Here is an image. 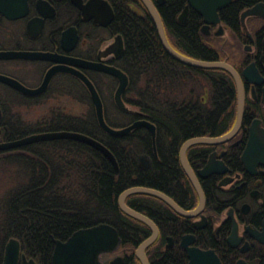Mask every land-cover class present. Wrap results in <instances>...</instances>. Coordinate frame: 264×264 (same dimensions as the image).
Here are the masks:
<instances>
[{
  "label": "trees",
  "instance_id": "trees-1",
  "mask_svg": "<svg viewBox=\"0 0 264 264\" xmlns=\"http://www.w3.org/2000/svg\"><path fill=\"white\" fill-rule=\"evenodd\" d=\"M258 1L233 0L219 11V16L225 25L236 30L241 11ZM109 2L115 12L112 31L122 35L125 47L123 56L115 63L129 79L122 97L134 109L123 111L115 105L116 83L112 78L108 94L95 84L104 101L105 119L112 127L148 119L156 126L155 141L143 126L124 136L106 133L97 121L88 91L80 82L78 98L89 104L82 115L57 108L29 123L23 121L16 109L4 108L2 140L44 131L84 133L113 153L119 171L100 151L74 139L39 141L5 155L2 160L17 166L16 175L22 181L0 200V264L10 238L18 239L22 252L37 264H51L54 239L66 240L74 231L99 223L117 229L122 247L127 248V259L134 262L135 249L150 235V229L119 208L120 193L143 186L175 199L176 194L182 195L195 203L196 195L180 164V147L192 137L221 135L234 124V82L227 71L189 66L168 54L141 0ZM186 3L187 0H165L163 5L156 4L169 43L193 59L223 60L216 38L202 33L203 19L195 10H189L185 23L178 20ZM72 82L63 79V94H75L70 90ZM106 98L111 100L113 109ZM202 149L204 145H193L187 156H198ZM142 154L151 162L148 169L139 165L138 157ZM126 203L155 221L173 214L163 201L145 193L127 196ZM163 240L162 233L159 243ZM162 261L153 264H163Z\"/></svg>",
  "mask_w": 264,
  "mask_h": 264
},
{
  "label": "flooded vegetation",
  "instance_id": "flooded-vegetation-1",
  "mask_svg": "<svg viewBox=\"0 0 264 264\" xmlns=\"http://www.w3.org/2000/svg\"><path fill=\"white\" fill-rule=\"evenodd\" d=\"M3 1L0 0V4ZM89 1L81 0L83 4ZM104 1L110 4L114 12L109 0H95L90 8L91 12H97L103 19L106 14ZM153 1L157 5L165 3ZM3 7L0 5V76L10 82L0 79V142L5 141L1 139L4 108L57 107L63 94L64 78L73 80L72 93L78 92L79 82L86 89L77 76L61 70L52 74L40 92H23L17 83L28 90H36L45 82L49 70L63 65L60 56L117 67L115 63L125 50L122 35L114 33L111 28L115 12L112 21L105 25L97 22L94 16L85 19L73 0H18L14 9ZM241 13L236 30L225 25L220 17L219 24L210 26V37L216 38L223 61L237 71L242 82L244 101L240 126L224 142L200 144L204 145V149L198 156L188 157L186 151L203 200L180 161L196 195V202L192 204L188 198L178 194L176 199L167 195L182 209L194 211L191 216L177 213L160 198L171 209L173 214L170 217H157L158 221H155L142 213L158 229L157 237L145 250L149 264L161 259L163 264H264V17L250 15L242 20ZM219 25L222 31L215 34ZM69 28H74L77 38L68 36L63 44V32ZM118 36H121L123 46L119 56L107 50ZM75 67L93 83L96 82L94 84L101 91L108 89L112 78L118 86V79L106 72L90 67ZM230 76L234 82V102L231 106L234 108L235 124L239 91L234 77L232 74ZM248 143L252 150L248 155L251 165L245 164L242 159ZM209 162L212 170L205 175L199 174ZM145 225L151 235V228ZM162 233L164 240L159 243ZM191 252L194 253L193 257L190 256ZM134 255L136 260L131 263L120 236L117 248L101 253L98 259L102 264H116L114 259L121 256L123 264H142L135 252Z\"/></svg>",
  "mask_w": 264,
  "mask_h": 264
},
{
  "label": "water",
  "instance_id": "water-1",
  "mask_svg": "<svg viewBox=\"0 0 264 264\" xmlns=\"http://www.w3.org/2000/svg\"><path fill=\"white\" fill-rule=\"evenodd\" d=\"M73 1L80 8L85 19H89L92 16H94L97 22L106 25L109 22H111L114 17L113 9L110 6V4L106 1H104V5L106 9L105 19H103L101 15H97L96 14L97 12L93 13L90 11L92 2L95 0H90L87 4H83L81 0H73ZM155 1L158 4H163L165 2V0H155ZM187 1H188L187 5L184 7V10L180 13L178 17L179 21L185 22L187 20L188 10L191 7L202 16L204 23L201 27V31L206 34L210 33L211 24H219L220 18H219L218 10L224 8L231 2V0H187ZM142 2L144 3L156 27L161 44L163 45L164 49L167 51L168 54H170L176 60L189 66L198 67V68H219L226 70L230 74H232L238 86V91H239L238 118L232 129L228 133L217 137L199 136V137L190 138L184 142V144L181 146L180 149L179 155H180L181 164L184 167L186 173L189 175L190 179L194 182L195 187L197 188L200 197L203 200L201 188L189 165L188 159L186 157V151L188 147L191 146L192 144L224 142L234 135V133L238 130L242 119L243 101H244L242 94V82L237 71L225 61H205V60L193 59L174 49L167 39L161 16L154 2L152 0H142ZM17 4H18V0H5L0 5L4 6L3 8L14 9L17 6ZM249 15H259L264 17V2L257 3L252 7H249L246 10H244L241 14V19L244 20V18ZM221 31H222V26L219 25L218 31H216L215 34H219ZM68 36H70L72 39L77 38L74 28H69L63 32V38H62L63 44L65 40L68 38ZM107 50L108 52L109 51L115 52L117 56H119L123 50L121 36H118L115 42H113ZM59 58H60L59 60H62L63 65H59L49 70L46 74L45 82L39 88L31 91L23 87L21 84L17 83V86L23 92H27V93L40 92L46 87L48 80L55 71L61 70L63 72H70L73 75L77 76L80 80H82V82L86 85V88L90 94V98L95 109L97 121L100 127L106 133L110 135L124 136L127 133H129L131 130L143 126L150 131L153 138L155 137V127L150 121L146 119H137L132 121L130 124L119 128L110 126L105 120L103 102L95 85L81 70H79L75 66L94 68L96 70L106 72L116 77L118 79V86L114 92L115 104L120 110L128 111L129 108L122 98V94L128 85V76L125 72H123L118 67L110 66V65H102L99 62H87L82 59L68 58L65 56L62 57L60 56ZM244 72L246 73V70ZM0 79L10 82L8 81L9 79L3 76H0ZM1 114L2 113L0 109V118H1ZM53 139H74L77 141L84 142L87 145L97 149L102 154H104L111 161L115 171L116 172L119 171L118 163L113 153L102 142L98 141L97 139L89 135L80 132L60 130V131H45L39 133H32L20 137L18 139L0 142V150L17 148L20 146L36 143L39 141H47ZM250 153H252L251 144L248 143L242 155V159L247 165H251V163H248V159H249L248 155ZM138 162L140 167L148 168L150 166V163L145 154L139 155ZM211 170L212 169L210 167V162H209L203 169L199 171V174L201 173L202 175L203 174L205 175ZM135 193H145L160 198L161 200L165 201L170 207H172L177 213L184 216H191L194 213V211H186L182 209L167 194L153 188L135 186V187H130L124 190L122 193H120V195L118 196L119 208L127 215L144 222L152 230V234L144 241H142L141 244L136 249V256L141 260L142 264H149L146 258L145 250L157 237L158 229L148 216L142 214L141 212L133 209L132 207L126 204L125 202L126 197ZM119 242H120V236L118 234L117 229L108 223H99L91 227L81 228L74 231L64 241L59 239H54V248L52 252L51 264H102L98 259L99 255L103 252H109L115 250L119 245ZM190 256L193 257L194 253L191 252ZM114 262L116 264H123V257L121 256L116 257L114 259ZM19 263L37 264V262L32 257L27 258L26 254L24 252H21L19 240H17L16 238H10L5 245L3 264H19Z\"/></svg>",
  "mask_w": 264,
  "mask_h": 264
},
{
  "label": "rangeland",
  "instance_id": "rangeland-1",
  "mask_svg": "<svg viewBox=\"0 0 264 264\" xmlns=\"http://www.w3.org/2000/svg\"><path fill=\"white\" fill-rule=\"evenodd\" d=\"M105 94H108V90L104 91ZM78 92L75 94H62L61 102L57 107H41V108H16V111L23 118L24 122L33 123L42 119L50 114L51 110H56L57 108L63 109L68 113L82 115L88 109V103L82 102L79 100ZM111 96H109L110 98ZM106 98L108 104L112 107L111 100ZM113 109V107H112ZM13 150L2 151L0 152V200L7 190L12 186L21 182L22 178H19L16 175L17 166L8 164L5 160H2L5 155L11 154Z\"/></svg>",
  "mask_w": 264,
  "mask_h": 264
},
{
  "label": "bare ground",
  "instance_id": "bare-ground-1",
  "mask_svg": "<svg viewBox=\"0 0 264 264\" xmlns=\"http://www.w3.org/2000/svg\"><path fill=\"white\" fill-rule=\"evenodd\" d=\"M232 1H233V0H231V2H232ZM231 2H230V3H231ZM187 3H188V1H187ZM187 3H186V5H187ZM230 3H229V4H230ZM258 3H260V2H258ZM229 4H228V5H229ZM256 4H257V3H256ZM186 5H185V6H186ZM228 5H227V6H228ZM253 5H255V4H253ZM253 5H252V6H253ZM185 6H184V7H185ZM227 6H225V7H227ZM252 6H250V7H252ZM225 7H224V8H225ZM224 8H222V9H224ZM248 8H249V7H248ZM190 9H193V8L190 7L189 10H190ZM222 9H220V10H222ZM246 9H247V8H246ZM246 9H245V10H246ZM183 10H184V8H183ZM183 10H182V11H183ZM189 10H188V15H189ZM193 10H194V9H193ZM220 10H218V14H219V11H220ZM182 11H181V12H182ZM181 12H180V13H181ZM196 12H197V11H196ZM242 12H243V11H242ZM197 13H198V12H197ZM198 14H199V13H198ZM241 14H242V13H241ZM179 15H180V14H179ZM199 15H200V14H199ZM200 16H201V15H200ZM249 16H250V15H249ZM178 17H179V16H178ZM201 17H202V16H201ZM219 17H220V16H219ZM187 19H188V16H187ZM202 19H203V18H202ZM178 20H179V19H178ZM186 21H187V20H186ZM186 21H185V22H186ZM180 22H181V21H180ZM185 22H182V23H185ZM203 23H204V21H203ZM163 26H164V25H163ZM204 34L210 37V33H208V34L204 33ZM86 89H87V88H86ZM87 91H88V90H87ZM88 93H89V92H88ZM146 120H148V119H146ZM148 121H149V120H148ZM151 123H152V122H151ZM152 124H153V123H152ZM153 125H154V124H153ZM154 127H155V136H156V126L154 125ZM196 137H199V136H196ZM192 138H194V137H192ZM152 139H153V142H154V141H155V137H154V138L152 137ZM189 139H190V138H189ZM187 140H188V139H186L185 141H187ZM185 141H184V142H185ZM184 142L182 143V145L184 144ZM198 144H202V143H198ZM153 145H154V149H155V151H156L155 144H153ZM182 145H181V146H182ZM193 145H196V144H192L191 146H193ZM191 146H189L188 149H189ZM180 149H181V147H180ZM188 149H187V151H188ZM179 153H180V150H179ZM130 217H131V216H130ZM138 246H139V245H138ZM137 248H138V247H136V249H137ZM135 254H136V250H135Z\"/></svg>",
  "mask_w": 264,
  "mask_h": 264
}]
</instances>
